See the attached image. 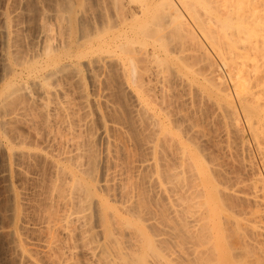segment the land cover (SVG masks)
Returning <instances> with one entry per match:
<instances>
[{
	"label": "bare ground",
	"instance_id": "6f19581e",
	"mask_svg": "<svg viewBox=\"0 0 264 264\" xmlns=\"http://www.w3.org/2000/svg\"><path fill=\"white\" fill-rule=\"evenodd\" d=\"M55 1L0 7V264H264V0Z\"/></svg>",
	"mask_w": 264,
	"mask_h": 264
},
{
	"label": "rangeland",
	"instance_id": "374dc122",
	"mask_svg": "<svg viewBox=\"0 0 264 264\" xmlns=\"http://www.w3.org/2000/svg\"><path fill=\"white\" fill-rule=\"evenodd\" d=\"M9 1H10L11 3L8 2V4H9V3H10V4L7 5V8L10 9V7H11L10 10H12V11H13L14 8H15V11L17 10V11H16L17 13H18V11L21 13V14L18 13L19 17H18V16H17L18 18L15 17V19H17V20H16V21H13V22H17V23H15V24H19L20 27H21V25H23V28L21 27L22 32L20 31V32H21V33L19 32V35H20V36L18 35V36H19V37H18V40H19V41H18V42L16 41V42H17V43H16V44H17V47H18V48H19V47L21 48V47H23L24 45H26V47H28V46L31 44V43H29V42H32V37H33V35H34V37L36 36V35L34 34V32H35V33H36V32L38 33V31H39V28H38V27L41 26L40 23L42 22V20L40 19L41 16H40L39 14L42 13V9H43V12H44V11L47 12V10H49V11L51 10L50 12H49V11L47 12V13L50 14V16H51V14L54 13L53 8L55 9L56 6L53 5V4H55L56 1H55V0H25V1H24V0H19V1H20V5L18 4L19 1H17V0H16V1H15V0H14V1L9 0ZM27 1H28V2H27ZM29 1H31V2H29ZM86 1H88L89 4H88ZM92 1H93V0H84L83 2H86V3H84V5H87V4L90 5V3L92 4ZM3 2H4V0H2V1L0 0V7L4 8V6H5L4 10L1 8V9H2L1 12H4L5 9H7V8H6V4H5V3H6V0H5L4 3H3ZM57 2H58V0H57ZM1 3H3V4L1 5ZM12 3H13V5H11ZM15 3H16V4H15ZM4 4H5V5H4ZM17 4H18V6H17ZM3 5H4V6H3ZM33 5H35V6L33 7ZM9 6H10V7H9ZM12 7H13V8H12ZM27 7H28V9H27ZM29 7H30V8H29ZM18 8H19L20 10H19ZM21 9H22V10H21ZM34 9H35V10H34ZM40 9H41V10H40ZM10 10H9V11H10ZM52 10H53V11H52ZM22 11H23V12H22ZM39 11H40V12H39ZM1 12H0V13H1ZM27 12H28V13H27ZM30 12H31L32 14H31ZM36 12H37L38 14H37ZM51 12H52V13H51ZM29 14H30L31 17H30V16L28 17ZM36 14H37V16H36ZM0 15H2V14H0ZM21 15H22V16H21ZM39 17H40V18H39ZM1 18H2V16H0V19H1ZM38 18H39V19H38ZM15 19H14V20H15ZM18 19H19V22H18ZM40 20H41V21H40ZM51 20H53V19H51V17H50V18H49V22H48V20H46V22L50 23ZM0 21H2V19H1ZM23 21H24V22H23ZM21 22H22V23H21ZM27 22H29L28 25H27ZM31 22H32V23H31ZM51 22H52V21H51ZM1 23H2V22H1ZM53 23H54V22H52V23H50V24H53ZM30 24H31V25H30ZM36 24H37L38 27L36 26ZM39 24H40V25H39ZM25 25H26V26H25ZM1 26H2V24H1ZM1 26H0V27H1ZM35 26H36L37 29H38L37 31H36V27H35ZM49 26H51V25H49ZM51 27H52V26H51ZM21 34H23V35H21ZM21 36H22L24 39H23ZM20 38H21L22 40H21ZM28 38H30V39H29L30 41L28 40ZM0 40H1V39H0ZM23 40H25V43H26V40H28L29 42L27 41V44H24V41H23ZM21 41H22V42H21ZM18 43H20V44H18ZM0 44H1V45H0V49H1L2 41H0ZM21 45H22V46H21ZM26 47H23V48L25 49ZM23 48L18 49V50H22V51L20 52V54H22L24 51L28 50L29 47L26 48L25 50H24ZM24 53H25V52H24ZM0 84H1V82H0ZM205 110H207V111L210 110L209 112L211 113V109H208V108L206 109V108H205ZM209 112H208V114H209ZM206 113H207V112H206ZM208 114H206L207 117L209 116ZM198 115H199V114H198ZM201 115H205V112H204L203 114H201ZM210 115H212V114H210ZM207 119H208L209 122H212V123H213V121H214L211 117H210V120H209V118H207ZM211 119H212L213 121H211ZM208 121L206 120V122H208ZM215 121H216V120H215ZM209 122H208V123H209ZM216 122H217V121H216ZM212 123L210 124V127L214 128L215 126H213V125H216V123H215V122H214L215 124H212ZM203 124H204V125L206 124L205 121L203 122ZM217 124H218V123H217ZM207 125H208V124H207ZM211 125H212V126H211ZM216 126H217V125H216ZM218 126H219V124H218ZM205 127H207V126L205 125ZM215 128H216V127H215ZM215 128L212 129V130H216ZM218 128H219V127H217V130H218ZM207 129H208V131H210V130H209V129H210V128H209V125H208V128H207ZM212 130H211V131H212ZM211 131H210V134H211ZM213 132H214V131H212V133H213ZM215 132H216V131H215ZM217 132H218V131H217ZM211 135H214V134H211ZM210 149L213 150L212 148H210ZM214 153H215V152H214ZM215 155H216V153H215ZM238 157L241 158V154H239ZM244 157L246 158V155H244ZM244 157L241 158V159H244ZM246 159H247V158H246ZM244 160H245V159H244ZM245 161H247V160H245ZM0 167H1V163H0ZM0 170H1V168H0ZM229 170H230V167H229ZM0 184H1V185H0V189H1L0 191H2V190L4 191V189L2 188L3 185H2V182H1V181H0ZM26 189H28V186H26ZM28 190H29V189H28ZM3 191L0 192V204H2V205H0V213H1L2 210H4V211H2L3 213L5 212V207H4V206H5V201H4V200H5V197H4V199H2L3 196H5V194H4ZM28 192H30V190H29ZM2 194H3V196H2ZM1 197H2V198H1ZM3 201H4V202H3ZM3 203H4V204H3ZM3 213H1V214H3ZM5 215H6V213H4V217H6ZM2 218H3V215H1V217H0V220H1L0 223H2L3 226H5L6 224H8V223H6V224L4 225V223L6 222L7 217H6V218H3V220H2ZM3 226H2V227H3ZM3 240L5 241V239H3V238L0 240V243H1V244H0V252H2V253H3L4 251H1V250L4 248V244H5V242H4ZM2 241H3V242H2ZM1 246L3 247L2 249H1Z\"/></svg>",
	"mask_w": 264,
	"mask_h": 264
}]
</instances>
